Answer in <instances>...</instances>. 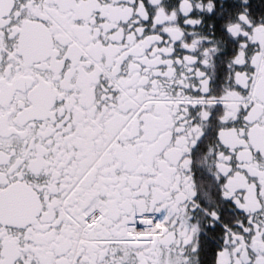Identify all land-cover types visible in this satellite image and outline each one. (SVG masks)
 <instances>
[{"label":"snow or ice","instance_id":"obj_1","mask_svg":"<svg viewBox=\"0 0 264 264\" xmlns=\"http://www.w3.org/2000/svg\"><path fill=\"white\" fill-rule=\"evenodd\" d=\"M0 264H264V0H0Z\"/></svg>","mask_w":264,"mask_h":264}]
</instances>
